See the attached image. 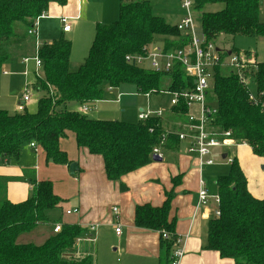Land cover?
Wrapping results in <instances>:
<instances>
[{
  "label": "trees",
  "instance_id": "obj_1",
  "mask_svg": "<svg viewBox=\"0 0 264 264\" xmlns=\"http://www.w3.org/2000/svg\"><path fill=\"white\" fill-rule=\"evenodd\" d=\"M260 1L264 0L194 3L197 9L208 4L223 5L201 15L202 32L216 40L220 35L264 37ZM50 3L64 5L66 0H0V68L24 43L28 30L47 12ZM157 35L163 37L166 47L181 45L176 26L153 14L149 1L125 0L119 4L115 21L96 24L88 54L75 71L69 69L70 40L59 36L42 43L34 52L41 60V73H36L31 83V88L42 95L35 112H30L25 101L13 113L0 109V159H17L24 146L35 142L45 152L47 161L68 165L70 160L59 141L73 133L77 146L100 155L106 178L118 182L119 189L125 191L122 177L152 162L155 148L161 146L166 151L170 146L178 152L181 142L176 132L163 128L162 116L137 122L93 119L66 106L71 101L82 105L101 100L106 88L120 84H133L140 94L182 89L185 77L181 68L153 72L125 60L127 54L141 51ZM254 74L256 91L263 92L259 100L264 101V62H257ZM209 98L217 106L215 126L230 130L234 139L245 141L264 166V109L249 101L248 91L237 75L222 74L216 68ZM169 111L183 117L187 108L173 106ZM3 180L0 176V194L5 191ZM181 181V174L171 177L172 187L165 191L160 206L136 204L134 211L135 226L160 233V249L169 264L177 222L175 216L169 218V212L174 189ZM30 182L32 190L25 200L12 202L5 195L0 202V264H92L89 256L73 255L77 238L86 232L77 224H61L60 231L41 244L16 242L21 233L49 221L48 211L58 208L63 201L53 192L50 180ZM215 186L220 197V215L209 218L204 247L218 251L221 257L232 258L235 264H264V197L250 192L236 157L232 158L227 174L217 176ZM164 231L168 238L162 236Z\"/></svg>",
  "mask_w": 264,
  "mask_h": 264
},
{
  "label": "crops",
  "instance_id": "obj_2",
  "mask_svg": "<svg viewBox=\"0 0 264 264\" xmlns=\"http://www.w3.org/2000/svg\"><path fill=\"white\" fill-rule=\"evenodd\" d=\"M122 1L125 0H66L64 5L50 3L47 12L38 18L35 33L27 32L28 35L24 43L20 44L14 55L0 68L3 69V74L16 71L28 75L31 73L14 106L9 108L0 104V109L17 111L24 103L21 94L31 86L38 70L41 71V66L38 67L36 64L37 54L34 52L37 53L36 51L42 43H49L59 36L70 40L69 69L71 71L78 69L88 54L96 24L115 21L118 18L119 4ZM64 16L70 17L68 31H63L60 23V18ZM181 16L173 25L179 21ZM162 17L165 19V16L162 15ZM35 35L39 36L42 42L37 43ZM29 62L33 64L30 66ZM126 87L133 88L137 94H140L133 84H120L117 87H108L105 91L120 89L116 97L119 100L124 93L121 89ZM101 100L80 104V108L75 110L83 113L92 111L97 107L95 104ZM30 101L32 102L31 94L25 104L32 110L36 104ZM83 107H86L87 110H83ZM142 109H151V107L148 105L139 106L136 110L137 120H131L132 122L138 121V113ZM156 109L164 110L161 117L162 122L163 118L167 117L177 126L176 130L163 126L166 131L175 133L180 130L184 118L171 113L169 104L166 107L158 106ZM111 111L112 109L108 107H100L102 115H109ZM108 117L92 115L90 118L117 120ZM66 140H71L69 145L63 144ZM59 146L66 152L70 163H76L78 168L74 175L69 173L70 163L65 165L47 161L45 152L37 144L35 147L26 145L17 159H0V176L13 177L16 181L10 182L7 187L4 186L5 195L10 201L25 200L31 193L30 180L33 179L37 181L50 180L53 192L63 200L62 204H59L60 216L55 222H44L29 232L21 233L16 238L17 243L41 244L54 233L53 228L56 224H77L86 228V232L77 238L72 250L73 255L89 256L92 259V264H169L160 249V233L156 230L135 226L134 211L136 204L150 203L153 206H160L165 199V191L172 187L171 177L181 174L182 181L174 189L175 197L169 212V218L175 216L177 219L175 235L182 238L183 241L184 254L180 264H235L232 258L221 257L218 251L204 247L207 238V223L214 214L215 205L211 202L196 210L199 179L204 180L203 168L205 166L199 170L196 160L183 151L182 145L176 157L164 153L160 161L153 160L123 176L122 182L127 187L125 191L119 189L118 182L106 178L100 155L90 154L86 148L77 146L73 133L62 138L59 141ZM234 151L235 154L232 157L237 158L246 176L248 189L253 195L259 198L264 197L262 159L253 154L248 145L236 146ZM223 154L229 155L226 151L222 152ZM30 171L32 174L27 173ZM194 180L195 189L191 188ZM56 183L58 190H55ZM206 188L210 194L217 193L216 186L210 189L207 182ZM114 207L117 208V214L113 211ZM67 210L71 212L67 213ZM47 216L49 218L48 213ZM118 225L121 227L120 234L115 233V227ZM100 227L113 229L108 232V238L111 236L110 239L104 237V229L101 230ZM98 228L99 233H97ZM31 233V237H27ZM35 237L37 240H34Z\"/></svg>",
  "mask_w": 264,
  "mask_h": 264
},
{
  "label": "built area",
  "instance_id": "obj_3",
  "mask_svg": "<svg viewBox=\"0 0 264 264\" xmlns=\"http://www.w3.org/2000/svg\"><path fill=\"white\" fill-rule=\"evenodd\" d=\"M180 6L183 14L175 24L179 31V37L177 38L181 43L179 47H166L163 41L161 44H155L153 41L143 45L141 51L127 54L125 60L153 72H170L175 67L181 68L186 79L183 81L184 87L180 90L163 89L158 93L169 95L170 107L183 105L187 108V111L183 114L182 126L176 133L183 151L196 160V165L201 170L204 166L215 163L216 148L248 145L245 141L234 139L230 130H219L214 124L217 106L209 96L216 68L221 70L223 66L230 67L231 71L229 73L237 75L240 83L248 91L249 101L254 105H260L264 109V101L259 100L263 92L256 91L255 87L254 73L257 70L258 60L254 52L219 47L214 39L208 38L202 32L200 23H197L194 18V0H180ZM60 23L63 31L70 29V17H61ZM36 25L37 21L35 26L28 30V33L34 34ZM35 61L37 66L40 67L41 60L35 57ZM144 95L150 96L151 93L146 92ZM21 99L23 101L30 99V93L27 89ZM83 110H87V108L83 107ZM163 111V109H142L138 113V119L146 120L149 117H161ZM29 145L35 147L36 143L30 142ZM154 154L162 156L157 148L154 149ZM232 158L229 157L228 161L231 162ZM211 202L215 205L214 215L219 216L220 197L217 193L210 194L206 188V182L200 178L196 210L200 206H205ZM113 211L116 214L118 212L115 207ZM70 212V210H67V213ZM59 231L60 225L56 224L53 232L57 233ZM115 233H121L119 225L115 227ZM162 236L168 238L169 234L164 231ZM182 242V238L176 237L170 264H180L184 254Z\"/></svg>",
  "mask_w": 264,
  "mask_h": 264
},
{
  "label": "rangeland",
  "instance_id": "obj_4",
  "mask_svg": "<svg viewBox=\"0 0 264 264\" xmlns=\"http://www.w3.org/2000/svg\"><path fill=\"white\" fill-rule=\"evenodd\" d=\"M149 3L152 6L153 14L165 16L167 22L171 24H174L177 21V18L180 17L181 14L183 13L179 0H149ZM222 6L223 5L221 3H215V4L205 5L201 9L195 8L193 9V16L196 19L197 23H200L201 15L203 12L217 11L221 9ZM260 20L264 21V4L261 5L260 7ZM153 39H154L153 41H155V44H161V42L163 41V37L158 35L154 36ZM36 41L37 43L42 42L39 36H36ZM215 42L221 48H232V49L234 48L238 51L250 50L254 52V54L256 53L255 56H257L258 61L264 62V37H252V36H244V35H235V36L220 35L215 40ZM29 64L31 66L33 63L29 62ZM2 71L3 69H0V104L11 108L14 106L15 101L19 99L18 95L19 93L22 92L28 77L31 76V73L28 75L27 73L16 71V72H11L9 74H3ZM38 71H39L38 73L40 74L41 71L40 70ZM230 71L231 68L228 66H223L221 69L222 74H228ZM119 91L120 89L115 91H105L103 95V100L95 104L97 106L96 107L97 110L93 108L94 110L86 111L85 114H87L89 117H92V115L95 117L109 116L111 118H116L117 120L132 122L131 120H137L136 110L139 106L148 105L151 107V109H156L158 108V106L166 107L169 104L168 94L158 93V94H151L150 96H146L144 94H137L133 88L126 87L121 89V91L124 93H122L120 99L117 100L116 97ZM28 92L31 94V98H32V102L31 101L30 102L33 104H37L38 98L39 96L42 95V93L39 94V92H36L35 89L31 88V86L28 88ZM66 106L67 109L69 110H75L76 108H80V104L75 101L68 102ZM100 107H108L109 109H112V111L111 113H109V115H102V113L100 112ZM28 108L30 107L28 106ZM35 111H36V107H33V109L30 110V112H35ZM9 112L13 113L15 111L10 110ZM180 120H182V118H180ZM163 126L165 128H170L172 130L177 129V126H175L174 123L169 121L167 117L163 118ZM69 141L71 140H66L63 144L69 145L70 143ZM23 148L26 147L24 146ZM159 148H161V146H159ZM224 151H226L229 154L228 155L229 157H232L235 154L234 147L216 148L215 163L213 165L205 166L203 168V173H204L203 177L210 189L215 188L214 183L217 176L227 174L229 170V165H230V162L228 161L229 157H225V158L221 157V153ZM159 152L163 155L164 153L172 154L171 157H176L177 154L176 149L170 146H168L166 151L163 148L159 149ZM27 173L32 174L31 171ZM10 182H16V181L13 177L11 178L4 177L3 183L5 187H7V184H9ZM195 186L196 183L194 180V182H192L191 188L195 189L196 188ZM55 190H58L57 183ZM4 196L5 194L3 191L0 194V202L4 198ZM62 202L63 201H61L60 203L62 204ZM60 213L61 212L59 207L58 209L55 208L48 211L50 223L55 222L59 218ZM102 229H104V237L107 238H108L109 230L110 231L113 230L111 228L107 229L106 227L101 228V230ZM97 233H99V228L97 229ZM31 235L32 233L28 234L27 237H31ZM110 238L111 236L108 239ZM34 240H37L36 237L34 238Z\"/></svg>",
  "mask_w": 264,
  "mask_h": 264
},
{
  "label": "water",
  "instance_id": "obj_5",
  "mask_svg": "<svg viewBox=\"0 0 264 264\" xmlns=\"http://www.w3.org/2000/svg\"><path fill=\"white\" fill-rule=\"evenodd\" d=\"M263 4V1H260V5H262ZM226 156V154H223L222 155V157H225ZM162 159V157L160 156V155H158V154H154L153 155V160H155V161H160ZM77 165H76V163H74V162H71L70 163V165H69V173L71 174V175H74L75 174V171L77 170ZM262 168H264V166L262 165Z\"/></svg>",
  "mask_w": 264,
  "mask_h": 264
}]
</instances>
